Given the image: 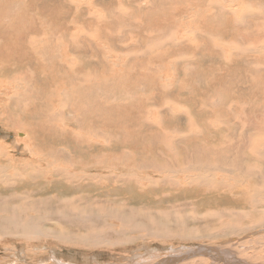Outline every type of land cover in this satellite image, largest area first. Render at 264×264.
<instances>
[{
    "label": "rangeland",
    "instance_id": "374dc122",
    "mask_svg": "<svg viewBox=\"0 0 264 264\" xmlns=\"http://www.w3.org/2000/svg\"><path fill=\"white\" fill-rule=\"evenodd\" d=\"M210 3L211 0H0V150L5 149V154H9V156L16 159V162L20 163V161H17V157H21L24 154V149H37L38 144L44 143L41 138L47 136L45 133L47 131V128L42 126V129H35L37 131L36 135L34 136V141L31 140V136L32 134H34V131L33 126L30 125L35 124L38 121L46 122V120H48V118L44 117L43 114H41L40 111H42V108L45 109L44 113L46 114H48L51 110H55L54 114L57 112L60 117H66L70 123L68 125L70 127V130H73L74 128L78 132L77 135L86 134L85 137L88 138L89 142H93L92 144H94V146L104 145V140H101L88 130L84 133V131H82L81 129L75 128L73 126L72 121L74 122V120L70 117L74 115L77 116V112H74V109H70V111L68 109L69 107H67L64 110L62 107L56 104V106L52 108L44 102L43 98L45 97V95L49 93L51 88H58L61 82L57 81L54 86L51 85V88H48L47 86H45L43 80L48 79L46 77L50 76L51 79L48 80L49 82L53 81L54 78L62 80L63 75L65 76V73L63 71H71L79 74L80 76L85 75L88 72L91 73L93 76L90 85H93V87L97 91H93L94 100L96 102H99V100L97 101V94L100 95V99H102L103 96L107 94L108 96L110 95V97L112 96L111 100L114 98L111 103L112 107L116 106L113 105V101L120 102L122 104L125 103L124 106H122L124 110L117 109L107 115V118H111L110 120L102 117L96 122H88V125L90 126V128L88 129L95 130V132L99 133V135L107 131H111L110 133L119 134L126 129L129 131H133L134 128H139V126L142 127L144 124L141 123L140 113L143 112L144 120H146L147 122L160 124V126L163 124L166 128L171 127L172 134L174 135L173 137L172 135H170L171 141L182 140V145L185 143L194 144V142L197 144V141L200 142L199 140L188 141V138L191 136L196 137V135H198L199 125H202V121L199 118L206 121H208L209 119V122H211V118L213 117V115L210 114L207 109V106L213 109L212 105L209 104L211 103V101L212 103L215 102L214 105L217 108L215 115L221 113H224L225 115V112H227L226 110L229 108L228 106L232 103V101L235 105L234 109L237 111L243 110V107H245L247 102L249 103L250 101V103L256 101L258 104L264 105V98L260 97V94L264 95V58L253 57V55L259 56L261 54L250 53V50H247L246 48H248L249 46L252 47L253 45L248 44V46H246L247 43L244 44L238 40V37L240 35L239 33L246 31L251 32L252 30L254 31L257 25L256 21H259V23H263L261 26V28L263 29V38L261 39V42H259V44L261 45V48H264V22L262 21L264 20V0H216L217 5L215 6H211ZM254 3H256V5H254ZM204 6L205 8H208V11L203 8ZM247 7H250L252 10L258 11V13L253 14L251 23L248 22V18H244V22L247 21V25L249 24L251 27L236 28L234 26L236 22L232 21L231 15H229L228 13H230V10L232 8L234 14H243L244 10L242 9H247ZM203 10L206 12H204ZM210 10H212V12H210ZM234 10H237L236 12L238 13L234 12ZM221 13L222 16L219 15ZM196 14L198 16H196ZM214 14H216L217 16ZM213 16L215 17L212 18ZM207 17L210 18V21L207 20ZM22 37L27 38L23 40ZM63 37L65 39H63ZM35 39L38 40H36L37 42L41 43V46L43 43L46 44L49 40L48 43L50 44L47 43V48L50 50L52 49L54 56L59 54L60 58H47L49 55L47 56V54H45V57L48 59L45 62L46 64L44 62L43 64H38V61H35L32 64L31 62L33 61L29 60L31 58V55L28 51H37V49H39V46L36 47L37 49L30 48L28 47L30 46L29 42L26 41H35ZM44 39L47 41H45ZM24 42L25 45H23ZM72 43L75 44V49L73 48V52L71 51L72 48L68 47ZM211 43L217 44L219 47H223L226 53L229 52V59L226 57V53H223L218 48H213ZM48 49L47 51L50 52ZM53 49L57 50L54 51ZM239 49L242 52L246 51L245 54L238 56L231 62L230 54L234 52H240ZM219 51L220 53L218 54ZM55 52H57V54ZM26 55L28 56L26 57ZM65 56L70 57L71 60L70 62L67 61L64 64L63 58ZM241 56L243 58L239 59V57ZM35 58L38 59L40 57ZM151 63L152 66L148 68V65H150ZM259 63L260 66H258ZM142 67L148 69L145 70ZM185 68H189V70H192V75L189 74V72L185 71ZM53 70H55L56 73L52 75L51 71ZM155 71H157V73H155ZM184 72L187 73V77ZM32 74L36 75L37 83L34 81V76ZM156 74L159 76L157 79L158 83H155L154 75ZM259 74L261 75L259 76ZM70 77L71 74L69 75V78ZM98 77H100L101 80ZM103 78L105 79L103 80ZM110 80L112 81L109 82ZM151 82H154L155 84ZM226 83L228 84L226 85ZM158 85H161V87H159ZM68 87H64L65 89L61 90L62 94L66 92V88ZM220 87H222L223 89L225 88V90ZM159 88H161L162 90L165 89L163 90L164 92H161ZM212 89H214L215 92ZM103 90H105L106 92ZM128 101L132 102L134 106H137L138 102L144 103L142 107V109L144 110L135 108L134 106L130 105L126 106V102L128 103ZM165 102H172V104L165 106L163 104ZM32 104L37 105V107ZM160 104L161 106H157ZM176 104L178 106L185 104L184 106H186L187 109L189 108L192 114L187 118H192L193 123H190L188 120H186V116H184L185 118L179 116L175 117V115H172L170 113L171 110L178 108ZM202 104L203 107L204 105H206V108L204 107L206 113L203 114L200 113L202 111L200 105ZM93 106L95 107L93 109L94 112L98 107L95 102L94 105H91V107ZM154 107H156V109H154ZM222 107H224L225 109ZM237 107H240V109H237ZM62 112H64V114ZM112 115L113 117H111ZM209 116H211V118H209ZM81 117V119L86 118L84 117V115H82ZM213 120L214 118H212V122ZM57 123L61 122L57 121L56 124ZM127 124H129L130 127H128L129 125ZM216 124H219L218 127H221L223 131L226 130V133L232 132V139H236L233 134H240V129L238 128H233L229 125L224 126L221 125L220 122L213 123V125ZM68 126H62V128H64L63 130H66L65 132L69 130ZM179 126L181 128H179ZM178 128L180 131L176 130ZM217 128L211 131L213 132L212 134L208 133L207 137L204 135L201 136V141H204L203 143L207 144L206 146L212 147L216 145V143L223 137V135H219L220 132L217 131ZM142 129L143 133L146 134L140 132L138 133V135L133 134L132 136V134H125L123 136L127 148L133 149L136 144L141 143L142 136L145 137L144 141L145 139H147L146 126H143ZM149 130L152 131L151 129ZM180 132H182L183 134ZM175 136L177 139L175 138ZM62 139V135H60V138H53V140H51L50 138H46L45 144H52V141L56 142L53 144H58V146L72 143V145H74V143H76V141H71L70 138H64L63 140ZM150 139H154V134L148 136V144H144L141 148V150L143 151L142 156H139L134 162L132 161V163L130 162V164L128 165H132L134 163L135 166V164L137 165V163L139 164V162H146L143 168H148L150 165H152L153 168V164L159 166V164L162 165L163 163H166L168 161V158H166L167 155L165 154V156L160 151L159 155L163 156L158 157L155 160L151 158L152 154H156L155 151L158 148H163V146H154V142H152ZM230 140L231 137L228 136V139L226 138L225 140L226 145L230 144ZM112 141L113 140L110 141V145H113V149L111 148L110 150H115L116 148L114 147L117 146V142L115 145L113 143L114 141ZM150 144L152 146H150ZM196 144H194V148L195 146H197ZM196 150L197 148H195V151L191 150V152L189 153L194 154ZM199 151L203 152L201 148ZM67 152L72 153L74 157L78 155L77 152ZM137 153H140V150ZM194 158H196L195 161L198 163L199 161H197V157L195 156ZM21 159H23V157ZM192 160L194 159H191L190 163L195 162ZM4 162H8V164H10L9 168L14 164L10 163L9 160H6ZM24 162L25 161H21V163ZM71 163L72 162L69 161L68 165L70 166ZM175 163L176 167H181L183 164L181 157L176 160ZM0 165H3L2 168H5L6 166L3 161H0ZM78 165L79 164L77 163L75 168H77ZM28 166L15 165L12 172L19 173L11 176L9 180L6 177L2 178L3 180L0 181V203L7 202V199H10V197H13L14 199L20 198L18 197V194L20 192L29 193L32 192L31 190H38V188H40L43 184H46V189L41 187L42 195H56L60 199L66 197L65 195L82 197V192H86L88 194L87 197H92V201V199L97 200L96 193L100 192L99 194L102 200L113 199V201H115V196H122L125 194L124 192H122V190H120V183H117L118 185H116L114 182H112V185L108 186L107 181H109L110 177V167L109 169L105 166L93 167L90 170L92 179H90V176H88L86 178H83L80 182H77V184L75 183L74 186L66 180H58L57 173L53 170V168H49V170L45 172L47 183L44 182L45 180L39 179L35 184L30 185L29 183L33 182L31 179L22 180L19 177L15 176L21 175ZM63 166L66 167L67 165L64 164ZM16 167L21 169H15ZM96 169L97 171H95ZM74 171L78 172V174L80 175V170L75 169ZM93 177L95 180L93 179ZM7 180L8 182H5ZM2 182H4V185ZM134 183L135 182L131 180L127 185L132 186ZM18 184L19 186H16ZM202 188L203 191L198 192V188H195L192 185H189L187 187H167L164 184H160L158 186H152L151 188L145 189L133 186L129 191V194L127 193V195H125L126 197L124 198L125 202L131 203L130 208L143 209L144 211L151 210L159 213L166 211L165 208H167V210L171 212L178 207L185 206L186 208L184 207L181 212H184V210H186L188 214H196L198 219L202 218L199 221L198 219L196 221V219L193 218L192 220H194V222L191 220L190 222L188 221L189 219H186L185 222L188 221L187 231H189L188 233L191 234L195 233L194 236L198 233L197 231H195V229H200L201 234L199 235H202V233L206 232L205 230L210 232L212 231L214 232L212 233V238H189V243L185 240H178L177 242H174L175 245L171 244L174 245V248L176 247V249L180 248L179 246L185 247V251L190 254L189 258L186 257L187 260L191 261L190 259H193L195 256H193V254L199 252V250L203 248L202 246L206 248L218 247L221 249H226L229 248L230 245H232V251L235 253V255L239 256V254L241 253V249H239L238 243L244 242V239H253L252 236L250 237L251 233H249L250 235L246 234L240 236V234H238L239 232L236 231L230 236L222 237L221 235H219L218 231H215V229L217 228L218 220L213 217L211 218V216H209L211 218L210 220L204 217V215L208 212L207 210L216 208L209 206L208 203L211 205H215V203H217V199L215 197L214 202L212 200L213 195L208 193L204 187ZM102 191L112 192L113 194L109 197ZM72 193H78V196H76L77 194L73 195ZM128 195L132 196L133 199H131ZM23 196L24 199H29V194ZM104 196L107 198H105ZM34 197L38 198L39 196L34 195ZM197 199L199 200V202ZM113 201H108V205L106 204V201L103 202V204L104 206H111L112 210L120 209L121 207L119 206V204L117 205V203L119 202ZM194 202H196V204ZM114 205H116L117 207ZM188 205H190V208L188 207ZM173 206L176 207L173 208ZM218 207L219 209H221V212L225 210L224 204H221ZM198 214L201 216H199ZM49 217H47V219H37L35 220V222L36 224L42 226L44 232L46 233H51L52 231L59 232L60 228L59 226H57L56 218L54 220L53 216ZM109 217L110 216H105L104 218L101 217L100 221L98 219V223H102L107 227L111 225L114 230H110L108 232L114 233L115 230L121 228L122 224L118 222L117 219H112ZM53 220L55 221V223ZM223 221H226V219H224ZM227 221H232V219L227 218ZM200 223H202V225ZM193 224L194 226H192ZM208 224L209 228L207 226ZM47 226H49V228ZM69 227L71 229H67L80 235H87L93 231L90 230V232H87L86 229L83 230L84 228L78 229V227ZM190 227L195 228L190 229ZM205 227L208 229H206ZM3 229L4 228H0V230ZM110 233L107 234L103 232V234L107 237ZM124 235L130 234L125 233ZM124 235L119 236V238H114L116 237L114 235L111 236L110 239L112 240V242H117L119 241V239L124 240ZM0 236V264H11V262L12 264H41V262L44 260L47 262L46 258L52 255L50 249H60L61 247L62 248L59 251L68 253L70 257L76 255L75 259L83 264H86L87 262H90L91 264H107L108 261L110 262V264H119V261L117 260L119 257L124 264H128L126 260L134 254L131 251L134 250V246L136 244L142 245L143 243H150L152 246L156 245V241H151L148 237L140 238V243L132 241L130 242L132 244L128 243V246L125 243H123L124 245L120 243L114 244L113 246H97L90 244L87 246V244H85L84 242H78L75 243L77 246H79L77 247L75 244H72L71 246L60 244L54 239L50 240L51 237L41 239L42 242L39 241L33 243L32 239L26 240V238L23 236H9L8 234ZM256 236H254V238ZM232 239H234L235 242L229 244V240L233 241ZM161 242L164 243V241ZM34 244L36 245L35 247ZM54 244H56V246ZM30 246L31 248L28 249ZM131 246L133 249L131 248ZM70 250L72 251V253ZM253 250L254 251H252V253L255 252L256 248ZM247 251H250L247 252V254L249 255V253H251V250ZM81 252H83L84 254L86 253L87 257L89 258L87 261H82ZM17 253L18 256L16 255ZM91 256H94L92 262L90 258ZM109 257L112 258L110 259ZM195 258L201 257L196 256ZM197 262L201 261H196L195 263ZM184 263L186 264L187 262ZM261 263L264 264V260H262ZM178 264H180V262Z\"/></svg>",
    "mask_w": 264,
    "mask_h": 264
},
{
    "label": "bare ground",
    "instance_id": "6f19581e",
    "mask_svg": "<svg viewBox=\"0 0 264 264\" xmlns=\"http://www.w3.org/2000/svg\"><path fill=\"white\" fill-rule=\"evenodd\" d=\"M210 4H211V6L217 5L216 0H211ZM254 5H256V3H254ZM205 6L203 8L206 11H208V8H205ZM209 9H211V8H209ZM199 10H201V9H199ZM212 10H210V12H212ZM242 10H244L243 12L245 14L244 13L239 14L238 12H236L237 10H234V12L238 13V15L234 14L232 11V8L230 10V13H228V12L227 13L229 15H231L232 21L236 22L234 24V26L236 28L237 27H242V28L243 27H246V28L251 27L249 24L247 25V21L244 22V18H248V22L251 23V21H252L251 19H252L253 14L258 13V11L252 10L250 7H247V9L243 8ZM242 10H241V12H242ZM206 11H204V12H206ZM197 12H199V11H197ZM207 14H209V13H207ZM216 14H214V15H216ZM199 15H200V13H199ZM219 15L222 16V13ZM196 16H198V15L196 14ZM214 17L215 16H213L212 18H214ZM199 18H197V19H199ZM207 20L210 21V18H208ZM259 20H261V19H259ZM200 21H201V19H200ZM262 21L264 22V20H262ZM256 22H257L256 29L254 31L252 30L251 32L246 31V32L239 33L240 35L238 37V40L241 43H244V44L247 43L246 46H248V44L253 45L252 47L249 46L248 48H246L247 50L248 49L250 50V53L261 54L259 56L253 55V57L264 58V50H263L264 48H261V45L259 44V42H261V39L263 38V29L261 28L263 23H259V21H256ZM25 38H27V37H25ZM25 38H23V40ZM63 39H65V38L63 37ZM36 40L37 39H35V41L34 40L26 41V42H29L30 46H28V47H30V48L37 49L36 47L39 46V49H37V51H28V52H30V55H31V58L29 60L33 61V62H31L32 64L35 61H38V64H43V62L45 63L46 60H48L47 58H50V57H52L54 59L60 58V55L57 54V52H55L57 55L54 56L52 49L50 50L47 48L48 44H50V43H48L49 40L47 41L44 39L45 41H47L48 44L43 43L42 46L40 45L41 43L37 42L38 40L37 41ZM23 45H25V42L23 43ZM13 46H14V44H13ZM212 46H213V48H218L223 53H226L223 47H219L217 44H212ZM68 47L72 48L71 51L73 52V48L75 49V44L72 43ZM47 49L50 52H48ZM53 50L55 51L57 49H53ZM233 51H235V50H233ZM188 52H189V50H188ZM241 52L242 51L240 50V52H234V53L230 54L231 62L233 59L237 58L238 56L244 55L246 51L242 52V53ZM50 53H52V54H50ZM219 53H220V51L218 52V54ZM248 53H249V51H248ZM45 54H47V56L48 55L49 56L46 58ZM225 55L229 59V56H228L229 52L226 53ZM27 56L28 55H26V57ZM183 56H184V54H183ZM35 57H40V58L36 59ZM242 58H243L242 56L239 57V59H242ZM246 58H248V57H246ZM63 60H64L63 63L65 64L67 61L70 62L71 59H70V57L65 56L63 58ZM248 62H249V60H248ZM70 65H71V63H70ZM148 66H149L148 68H150L152 66V63ZM166 66H169V65H166ZM258 66H260V63ZM37 67H38V65H37ZM148 68H143V69L146 70ZM69 69H70V67H69ZM140 70H141V68H140ZM61 71H63V70H61ZM185 71L189 72V74L192 75V72H191L192 70H189V68H185ZM63 72L65 73V76L63 75L62 80L54 78L53 81L50 80L51 82H49L48 80L51 79L50 78L51 76L46 77L48 79L43 80L45 86H47L48 88H51L50 87L51 85L54 86L57 83V81L61 82V84L59 85L58 88H56V87L54 88L56 90L51 88L49 93L47 95H45V97L43 98L44 102L46 104H48L49 106H51L52 108H54L56 105H58V106L62 107L64 110L67 107H69L68 108L69 110L74 109V112H77V116L71 115L72 117H70L71 119L74 120V122L72 121L73 126L75 128L81 129L82 131H84V133H85V131L88 130L89 132L96 135L101 140H104V142H105L104 145L103 146H98V145L94 146V144H92L93 142H89L88 138L85 137L86 134L77 135L78 132L74 128H73V130H70V127L68 126L70 123L66 117L65 118L60 117V115H58L57 112L54 114L55 110H51V111H49L48 114H46V113H44L45 109L42 108L41 109L42 111H40V112H41V114H43L44 117L48 118V120L45 119L46 122L45 121H43V122L38 121L37 123L30 124V125L33 126L34 134H32L31 140H34V141H35L34 136L36 135V131L38 129H42V126L47 128L46 132L43 130L47 136L41 138L44 143L38 144L37 149L36 148L27 149V150L24 149V154L21 157H19V156L17 157L18 158L17 161H20V163L16 162L15 161L16 159L9 156V154H5L4 153L5 149L0 150V161H3V163L6 164L5 168H2L3 165L2 166L0 165V181L3 180L2 178H4V177H6L9 180L11 176H13L16 173H19V172H12L15 165H22V166H28L29 165L28 167H26L25 171L21 175H15V176L19 177L22 180L23 179H31L33 182L29 183L30 185L35 184L39 179L45 180L44 182L47 183V177H46L45 172H47L49 170V168H53V170L57 173V179L58 180H60V181L66 180L75 186V183L77 184V182H80L83 178L90 176V179H92L91 174H90V170L93 167H95V166H103L104 167L105 166V167H108V169H109V167L111 169L109 181H107L108 186L112 185L111 184L112 182H114L116 185H118L117 183H120L121 184V185H119L121 187L120 190H122V192H124L125 194L122 196H115V199H114L115 201H113V199L102 200V198L100 197V194H99L100 192L96 193L97 194V197H96L97 200L92 199V201H91L92 197L91 198L87 197L88 194L86 192H82V194L85 198L83 196L82 197H74L71 195H65L66 197L61 198L62 199L61 200L56 195H50V196L42 195L41 187L46 189V184H43L40 188H38V190H31L32 192L28 191L29 193H26V192L21 193L20 192L18 194V197H20V198L14 199L13 197H10V199H7L8 200L7 202H1L0 203V228H4L3 230H0V235L3 236V235L8 234L9 236L10 235H18L19 237L23 236L26 238V240L32 239L33 243L39 242V241L42 242L41 239L51 237L50 240L54 239L56 242H58L60 244H66L68 246H71L72 244H75L78 242H84L85 244H87V246L89 244L90 245H97V246H105V245L113 246L114 244H120V243H122V244L125 243L128 246L129 245L128 243H130L132 241H136V242L140 243L141 242L140 238H143V237H148L149 240L156 241L155 246H152L150 243H149L150 245L146 244V243H143L142 245L136 244L134 246V250L131 251L134 254L131 255L126 260V262L128 264H178L179 262H180V264H183L184 262H187L186 264H263V263H261V261L264 260V105H260L256 101L250 103L251 102L250 101L249 103L247 102L245 107H243L244 108L243 110L237 111L234 109L235 105L233 104V101H232V103L228 106L229 108L226 110L227 112H225L226 113L225 115H224V113L215 115L217 108L214 105L215 102L212 103V101H211V103H209V104L212 105L213 109H211L208 106H207V109H208V112L213 115V117H212V118H214L213 122H212L211 116H209V118H211V122H209V119H208V121H206L204 119L202 120L201 118H199L202 121V125H199L198 135H196V137H192V136L189 137L187 135L189 137L188 141L189 140H199L200 141V142L197 141V144L194 142V144L197 145V146H195V148H197V150H196V152H194V154L189 153V152H191V150L195 151L194 144L185 143L182 145L181 144L182 140H180V141L179 140H172L171 141L170 135H172V137L174 136L172 134L171 127L166 128V127H164L163 124H162L163 126L162 125L160 126V124L149 123L146 120H144V113L139 112L141 123L144 124L143 126H146L147 139H145V141H144L145 137L142 136L141 137V139H142L141 143L136 144L133 149H130V148H127V146L124 142L125 140H124L123 136L125 134H128V135L132 134V136H133V134L138 135V133H140V132L143 133V131H142L143 126L142 127L139 126V128H134L133 131H129L124 127L126 130H124L123 132H120L119 134L110 133L111 131H107V132H104V133L99 135V133H96L95 130L88 129V128H90V126L88 125V122H96L102 117L107 119V120H110L111 118L110 119L107 118V115H109L110 112H113L114 110H117V109L124 110V108L122 106H124L125 103L122 104L120 102L113 101V105H116V106L112 107L111 103H112V100L114 98L111 100L112 96L110 97V95L108 96L107 94H105L102 99H100V95L97 94V97H98L97 101L99 100V102H96L94 100L93 91H95V92H97V91L93 87V85H90L91 79L93 76L91 73L88 72L85 75L80 76L79 74L71 72V71H63ZM51 73L53 75L56 73V71L53 70V71H51ZM155 73H157V71H155ZM184 73L187 77V73L186 72H184ZM232 73H231V75H232ZM256 73H258V72H256ZM70 74H71V77L69 78ZM27 75H28V73H27ZM32 75L34 76V81L37 83L36 75L35 74H32ZM260 75L261 74H259V76ZM95 76H98V75H95ZM158 77L159 76L157 74L154 75L155 83L157 82ZM186 77H184V78H186ZM98 78H100V77H98ZM104 79L105 78H103V80ZM100 80H101V78H100ZM111 81L112 80H110L109 82H111ZM100 82H102V81H100ZM151 83L155 84L154 82H151ZM98 84H100V83H98ZM227 84L228 83H226V85ZM68 86H70V87H68ZM106 86H107V84H106ZM158 86L161 87V85H158ZM64 87H68V88H66V92L64 94H62L61 90L65 89ZM248 87H250V86H248ZM6 88H8V87H6ZM220 88H222V87H220ZM226 88H228V87H226ZM31 89H33V88H31ZM159 89L161 92H164L163 90H165V89L162 90L161 88H159ZM212 90H214V89H212ZM223 90H225V88ZM103 91H105V90H103ZM214 92H215V90H214ZM261 92H262V90H261ZM98 93H99V90H98ZM260 97L264 98V95L260 94ZM220 100H222V99H220ZM220 100H218V101H220ZM94 102L96 103L98 108H96V110L93 112V109L95 107L94 106L91 107V105H94ZM72 103H74V104H72ZM143 104L144 103L138 102V105L134 106V104L132 102H129V101H128V103L126 102V106L130 105V106H134L135 108H140V109H142ZM163 104L165 106H168V105L172 104V102L171 103L165 102ZM224 104H223V106H224ZM32 105H34V104H32ZM184 105H179V106L177 105L178 108L174 109V110L170 109L171 110L170 113L172 115H175V117H177V116L183 117V118H185L184 116H186V118L190 117L189 115H191L192 112L189 110V108L187 109L186 106H184ZM34 106L37 107V105H34ZM157 106H161V104L157 105ZM200 106H201V110H202L200 113H202V114L206 113V111L204 110L206 108V105H204L205 108L203 107V104ZM170 107H172V106H170ZM75 108H77V109H75ZM222 108H224V107H222ZM238 108L240 109V107H237V109ZM57 109H59V108H57ZM154 109H156V107H154ZM142 110H144V109H142ZM47 112H48V110H47ZM62 113L64 114V112H62ZM81 113L86 118L81 119L82 118ZM182 114H184V115H182ZM111 117H113V115ZM186 120H188L190 123H193L192 118L191 119L187 118ZM57 121H60L61 123L56 124ZM163 121H164V119H163ZM214 122H220L221 125H224V126L229 125L230 127L238 128V129H240V134H238V133L233 134L236 137V139H232V132L226 133V130L223 131L221 129V127H218L219 124L213 125ZM127 125H129V124H127ZM26 126H28V125H26ZM62 126H66V127L68 126L69 130L67 132H65L66 130L64 131L63 130L64 128H62ZM128 127H130V125ZM148 128L151 129L152 131H150ZM179 128H181V127L179 126ZM179 128L176 130L178 131ZM216 128H217V131L220 132L219 135H223V137L216 143V145H214L212 147L206 146L207 144L203 143L204 141H201V138H202L201 136L204 135L207 137V134L208 133L212 134L213 132H211V131H213ZM35 129H37V130H35ZM173 130H175V129H173ZM126 131L131 132V133H128ZM180 133H182V132H180ZM143 134H146V133H143ZM153 134H154V139L153 140L150 139L152 142H154L153 145L154 146L160 145L161 147L163 146V148H158L155 151L156 154H152L151 158L153 160H155L156 158L163 156V155H159V153L162 152L164 155L165 154L167 155V156L166 155L165 156H166V158H168V161L166 163H163L162 165L159 164V166H156L155 164H153L155 166V167L153 166V168H152V165H150L148 168H143V166L146 164V162H142V163L139 162V164L137 163V165L135 164V166H134V163L132 165H128V164H130V162L131 163H132V161L134 162L139 156H142L143 151L141 150V148L143 147L144 144H148V142H147L148 136L153 135ZM179 134H177V135H179ZM226 134H227V136H226ZM60 135L63 136V139L64 138H66V139L70 138L71 141L72 140L76 141V143H74V145H72L73 144L72 143V144H67V145L63 144L62 146H58V144L54 145L53 143H56V142L52 141V144H45L46 138L47 139L50 138L51 140H53V138H56V137L60 138ZM179 136H181V135H179ZM228 136L231 137V140H230V144L226 145L225 140H226V138L228 139ZM38 137H40V136H38ZM92 138H93V135H92ZM175 138H176V136H175ZM111 140L114 141V142L113 141L112 142L115 145L117 142V146L114 147V148H116L115 150H110L111 148L113 149V145L112 146L110 145ZM29 142H30V140H29ZM122 142H124V143H122ZM59 144H60V142H59ZM100 144H103V143H100ZM150 146H152V145L150 144ZM235 147H237V148H235ZM200 148L203 150V152L199 151ZM139 150H140V153H137ZM67 151L77 152L78 155L76 154L77 156L74 157V155L72 153H69ZM199 152H202V153H199ZM195 156L197 157V161H199L200 164H199V162L197 163L195 161L196 160V158H194ZM22 157H23V159H21ZM180 157H181V160L183 161V164L181 167L180 166L176 167L175 165L177 162L175 163V161L178 160ZM3 158H5V159H3ZM24 158H27V159H24ZM191 159H194L192 161H195V162L190 163ZM6 160H9L10 163H14L13 165L11 164L12 167L9 168L10 164H8V162L7 163L4 162ZM21 161H25V162L21 163ZM69 161H71L73 163V164L71 163L72 165L70 164V166L68 165ZM77 163L79 165L77 168H75ZM195 163H197V164H195ZM64 164L67 166L64 167L63 166ZM17 167L15 169H21V168H17ZM75 169H78L81 171L80 175L78 174V172L74 171ZM29 170H30V172H29ZM102 170H104V169H102ZM95 171H97V169ZM94 175H97V174H94ZM100 175H102V174H100ZM12 178H15V177H12ZM93 179H94V177H93ZM8 180L5 182H8ZM131 180L135 183L132 186H128L127 184ZM100 181H102V180H100ZM2 183L4 185V182H2ZM53 183H54V181H53ZM160 184H164L167 187H184V186L187 187L189 185H192L193 187L198 188L197 189L198 192L203 191L202 187H204L208 193L213 195V198H212L213 201H214L215 197L217 199V203H215V205H211L208 203L209 206L216 207V208H211V209L207 210L208 211L207 214L204 215V217L206 219L210 220L213 217V218L218 220L217 228L215 229V231H218L219 235H221L222 237L223 236H230V235H232V233H234L236 231L239 232L238 234H240V236L246 235V234L248 235L249 233H251V235L250 234L249 235H250V237L252 236L253 239H244L245 240L244 242L238 243V247H239V249H241L240 250L241 253L239 254V256L235 255V253L232 251V247H233L232 245H230L229 248H226V249H221L218 247L217 248H211V247L206 248V247L202 246L203 248H201L199 250V252L193 254V256L194 255L195 256L193 259H190L191 261L187 260V258H189L190 254H188V252L185 251L186 248L183 246H179L180 248L176 249V247L174 248V245H175L174 242H177L178 240L188 241L189 238H191V239H193V238L200 239V238H206V237L212 238L213 237L212 233H214L212 231L210 232V231L205 230L206 232L202 233V235H199V234H201L200 229L199 230L195 229V231L198 232L195 236H194L195 233H193V234L188 233L189 232V231H187L188 230V228H187L188 221L191 220L194 222V220H192L193 218H195L197 221L198 217L196 214L195 215L188 214L186 210H184V212H181L185 206L184 207H178L177 209H174L171 212H169L167 210V208H165L166 211L156 213V212L151 211V210L144 211L143 209L130 208L131 203L125 202L124 197H126L125 195H127V193L129 194V191L131 190V188L133 186H136L137 188L141 187L142 189L143 188L145 189V188H151L152 186H158ZM97 185H98V183H97ZM116 185H115V187H116ZM16 186H19V184ZM17 188H15V189H17ZM2 189H3V187H2ZM109 191H111V190H109ZM52 192H53V190H52ZM102 192L104 194L106 193V195L109 197L113 194L112 192H108V191L107 192L102 191ZM26 194H29V199H24L23 195H26ZM75 194H77L76 196H78V193H75ZM75 194H73V195H75ZM34 195L39 196V197L35 198ZM89 196H90V193H89ZM128 196L131 199H133L132 196H130V195H128ZM105 198H107V197H105ZM105 201H106L107 205L109 204L110 201L119 202V203H117V205L119 204V206L121 208L117 209V210H114V209L112 210L111 206H104L103 202H105ZM121 201H124V202H121ZM198 202H199V200H198ZM181 203H182V201H181ZM190 203H191V201H190ZM194 203L196 204V202H194ZM221 204L225 205V210H223V212H221V209H219V207H218ZM114 206H116V205H114ZM189 206L190 205H188V207ZM174 207H176V206H173V208ZM49 216H53L54 220L56 218L57 226H59V228H60V230L58 229L59 232H56V231L53 232L52 231L51 233H48V232L46 233V232H44L42 226H40L39 224H36L35 220L47 219V217H49ZM105 216L106 217L110 216L109 218L117 219V221L122 224L121 228L118 230H115L114 233L108 232L110 230H114L111 225L109 226L110 227L109 228V227L103 225L102 223H98V219L100 221V218L101 217L104 218ZM199 216H201V215H199ZM209 216H211V218ZM227 218H231L232 221H227ZM186 219H189V220L187 222H185ZM200 219H202V218H200ZM200 219H198V221ZM224 219H226V221H223ZM209 220H207V221H209ZM51 222H52V220H51ZM114 222H115V220H114ZM54 223H55V221H54ZM204 223H203V225H204ZM200 224L202 225V223H200ZM69 226L78 227V229L84 228L83 230L86 229L87 232L88 231L90 232V230H93V231L87 235H83V234L80 235V234H77L76 232H73V231L67 229V228H70ZM189 226H190V224H189ZM192 226H194V224ZM207 226L209 228V224ZM47 227L49 228V226H47ZM191 228H195V227H190V229ZM208 228H206V229H208ZM61 229H62V231H61ZM103 232H105L107 234L110 233V234L107 237L103 234ZM115 233H117V234H115ZM125 233H129L130 235H124ZM114 235L116 236L114 238H119V236L124 235L125 239L124 240L119 239V241H117V242H112V240L110 238H111V236H114ZM254 236H256V237L254 238ZM160 240L164 241V243H162ZM232 240L233 241L229 240V244L235 242L234 239H232ZM165 242H168V243H165ZM236 242H239V241H236ZM188 243H189V241H188ZM130 244H132V243H130ZM171 244H174V245H171ZM31 245H33V244H31ZM48 245H49V243H48ZM54 245L56 246V244H54ZM35 246L36 245L34 244V247ZM55 246H54V248H55ZM77 247H79V246H77ZM186 247H188V246H186ZM30 248H31V246L28 249H30ZM131 248H132V246H131ZM255 248H256L255 252L252 253V251H254L253 249H255ZM60 249H56V248L50 249L51 250L50 252L52 253V255H50L48 258H46L47 262L44 260L41 262V264H83L80 261H78L77 259H75L76 255L73 257H70V255L68 253H66V252L63 253V252L59 251ZM142 250H143V253H142ZM247 250H251L252 254L249 253V255H248L247 252H250V251H247ZM18 253L16 254L17 256H18ZM71 253H72V251H71ZM81 255H82V261L83 260L87 261L89 259L86 255V253L84 254L83 252H81ZM196 256L197 257L199 256L201 258H195ZM31 257H33V256H31ZM121 257H122V255H121ZM90 258H91V262H92L94 256L93 257L91 256ZM109 258L111 259L112 257H109ZM42 259H44V258H42ZM184 259L187 261H185ZM117 260L119 261V264H124L123 261L120 260V257ZM118 261H117V263H118ZM196 261H201V262L195 263ZM114 262H116V261H114ZM2 264H4V263H2ZM11 264H12V262H11ZM86 264H91V263L87 262ZM107 264H110V262L108 261Z\"/></svg>",
    "mask_w": 264,
    "mask_h": 264
}]
</instances>
